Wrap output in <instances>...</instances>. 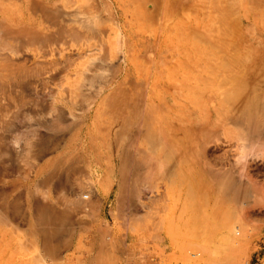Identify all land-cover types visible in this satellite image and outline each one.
Here are the masks:
<instances>
[{
    "label": "rangeland",
    "instance_id": "1",
    "mask_svg": "<svg viewBox=\"0 0 264 264\" xmlns=\"http://www.w3.org/2000/svg\"><path fill=\"white\" fill-rule=\"evenodd\" d=\"M214 1L0 0V264H264V16Z\"/></svg>",
    "mask_w": 264,
    "mask_h": 264
},
{
    "label": "bare ground",
    "instance_id": "2",
    "mask_svg": "<svg viewBox=\"0 0 264 264\" xmlns=\"http://www.w3.org/2000/svg\"><path fill=\"white\" fill-rule=\"evenodd\" d=\"M155 1H156V0H155ZM163 1H164V0H163ZM165 1H167V0H165ZM187 1H189V0H186V2H187ZM191 1H192V0H191ZM207 1H208V0H207ZM211 1H212V0H211ZM213 1H214V0H213ZM216 1H217V0H216ZM224 1H225L224 4H222L223 2L221 3V0H219V3H220V4H219V8H220V5L225 6V4L228 3V2H226V0H224ZM227 1H228V0H227ZM229 1H230V0H229ZM236 1H237V0H236ZM248 1H249V0H247V2H248ZM186 2H185V3H186ZM158 3H159V5H162V4H161L162 2H160V0H158ZM164 3H166V2H164ZM187 3H188V2H187ZM215 3H216V2L214 1L213 4H215ZM251 3H252V5H253L254 12H255V9H258V8H259L260 11L262 10V15L264 16V14H263V13H264V0H254V1L252 0ZM168 4H169V2H167V5H168ZM188 4H189V3H188ZM190 4H191V3H190ZM194 4H195V3H194ZM209 4H210V3H209ZM213 4H212V5H213ZM159 5H158V6H159ZM163 5H164V4H163ZM163 5H162V6H163ZM191 5L193 6V3H192ZM199 5H200V4H199ZM199 5H198V6H199ZM238 5H239V4H238ZM249 5L251 6L250 2H249ZM192 6H191V7H192ZM207 6H208V5H207ZM213 6H214V5H213ZM222 6H221V8H220L221 10H223V9H222V8H223ZM150 7H152L151 4H150ZM169 7H170V6H169ZM195 7H196V6H195ZM214 7H215V6H214ZM217 7H218V6H217ZM239 7H240V5H239ZM159 8H160V6H159ZM167 8H168V7H167ZM188 8H190V7L188 6ZM202 8H203V12H204V10H206V6H205V7H202ZM260 8H261V9H260ZM161 9H162V10H160V13L163 12V8H161ZM169 9H170V8H168V10H169ZM198 9H199V8H197V10H198ZM215 9H216V8H215ZM220 9H218L217 11L215 10V11L218 12V13H221V12L219 11ZM164 10H165V9H164ZM166 10H167V9H166ZM213 10H214V9H213ZM154 11H155V9H154ZM156 11L159 12V9H157V7H156ZM170 11H171V9H170ZM170 11H169V13H170ZM211 11H212V10H211ZM246 11H247V10H246ZM260 11H259V12H260ZM200 12H201V11H200ZM164 13H166V11H165ZM198 13H199V12H198ZM211 13H212V12H211ZM213 13H215V12H213ZM218 13H217V14H218ZM154 14H156V12H155ZM162 15H163V13H162ZM170 15H171V14H170ZM198 15H199V14H198ZM202 15L204 16V15H207V14H206V13H203ZM202 15H201V16H202ZM212 15H213V14H212ZM218 15L221 16V14H218ZM251 15H252V14H249V12H246L245 14H243V17H242V15H241V18H240L241 26H240V28L242 29L243 27H247L248 25L251 24V25L253 26L252 29H253L254 32H252V30H251V32H252L251 34H247V36H244L243 33H242L243 31H241V35H242V37H241V38L239 37V38H240V40H239V45L242 46L241 43L243 44V47H246V46L248 45V48H246V49H248V50H249V48H252V59H257V61H255L254 64H253L254 70L256 71V70H259L261 67L264 66V40H262V38H258V37L264 36V28H262V27L260 26V23H259V21L257 20V19H258L257 16L254 17V16H251ZM257 15H259V13H258ZM260 15H261V13H260ZM203 16H202L201 18H206V16H205V17H203ZM196 17H197V16H195V18H196ZM199 18H200V17H199ZM212 18H213V17H212ZM196 19H197V18H196ZM218 20H219V18H218ZM218 20H217V21H218ZM260 20H261V19H260ZM197 22H199V21H197ZM201 22H202V21H201ZM203 22H204V21H203ZM203 22H202V23H203ZM215 22H216V21H215ZM197 24H198V23H197ZM208 24H209V23H208ZM208 24H207V25H208ZM210 25H211V24H210ZM212 26H213V25H212ZM210 30H211V29H210ZM211 32H212V31H211ZM205 35H206V34H205ZM238 35H239V34H238ZM200 36H201V34H200ZM239 36H240V35H239ZM218 37H219V36H218ZM162 38H163V36H162ZM210 38H211V36L209 37V39H210ZM156 39H157V37H156ZM204 39H207V38H204ZM209 39H207L208 41H207V40H204V41H207L208 43L211 42V44H212V40H211L212 38L210 39L211 41H210ZM142 41H143V40H142ZM204 41H203V43H204ZM214 43H215V42H213V44H214ZM205 44H206V43H205ZM209 44H210V43H209ZM237 44H238V43H237ZM245 45H246V46H245ZM206 46H207V45H206ZM159 47H160V46H159ZM237 50L239 51V49H237ZM237 50H235L234 54L236 53ZM154 51H156V50H154ZM238 51H237V53H236L235 55L238 54ZM208 53H209V52H208ZM207 56H208V55H207ZM237 57H238V56H237ZM206 59H208V58H206ZM247 68H248V67H247ZM250 68H251V67H250ZM245 70H246V69H245ZM251 70H252V68H251ZM251 70L248 69V70H246V71H249V72H250ZM243 73H245V72L243 71ZM154 77H156V76H154ZM240 78H241V77H240ZM121 82H122V80H121ZM250 82H251V81H250ZM122 83H123V82H122ZM241 85H242V84H241ZM244 85L247 86L248 84H244V82H243V85H242V86H244ZM122 86H123V85H122ZM242 86H241V89H242ZM246 86H245V87H246ZM245 87H244V88H245ZM104 88H105V87H104ZM114 88H115V87H114ZM100 89H101V88H100ZM114 90H115V89H114ZM165 90H166V88H165ZM167 91H168V89H167ZM98 92H99V91H98ZM98 92H97V93H98ZM117 92H118V91H117ZM118 93H119V92H118ZM127 93H128V92H127ZM116 94H117V93H116ZM128 94H129V93H128ZM119 95H120V94H119ZM95 96H96V94H95ZM124 96H125V94H124ZM111 97H112V96H111ZM113 97H114V96H113ZM115 97H117V96L115 95ZM115 97H114V98H115ZM119 97H120V96H118V98H119ZM118 98H117V101H118ZM93 99H95V98H93ZM109 99H111V98H109ZM146 99H147V98H146ZM148 99H149V97H148ZM102 100H104V99H102ZM105 100H106V98H105ZM111 100H112V99H111ZM114 100H116V99H113L112 101H114ZM90 101H91V100H90ZM90 101H89V102H90ZM107 101H108V98H107ZM109 101H110V100H109ZM121 101H122V102H120V101H119V102L121 103V106H122V103H123L124 99L121 100ZM89 102H88V104H89ZM91 102H92V101H91ZM91 102H90V103H91ZM126 102H127V101H126ZM146 102H147V100H146ZM112 103L114 104L115 102H112ZM112 103H110V105H111ZM120 103H118V104L120 105ZM91 104H92V103H91ZM91 104H90V105H91ZM102 104H103V103H102ZM108 104H109V102L107 103V105H108ZM113 104H112L111 106H113V108L115 109L116 106H114ZM116 104H117V102L115 103V105H116ZM125 104H126V103H125ZM105 105H106V103H105ZM110 105H108V107H109ZM117 106H118V105H117ZM121 106H120V107H121ZM106 107H107V106H106ZM120 107H119V108H120ZM127 107H128V106H127ZM87 108H90V107L88 106ZM103 108L105 109V107H103ZM121 108H122V107H121ZM110 109H112V107L109 108V109L107 108V111L110 110ZM114 109H113V110H114ZM105 110H106V109H105ZM105 110H103V111H105ZM113 110H112V111H113ZM118 110H119V109H118ZM118 110L115 109L114 111L117 112ZM121 110H122V109H121ZM121 110H120V111H121ZM103 111H102V112H103ZM120 111H119V112H120ZM96 112H97V111H96ZM105 112H106V111H105ZM109 112H111V111H108V114H107V115H109ZM116 112L113 113V116H115L114 114H116ZM122 113H123V112H122ZM111 114H112V113H111ZM123 114H124V113H123ZM103 115H104V112H103ZM116 115H117V114H116ZM119 115H122V114L120 113ZM119 115H118V117H120ZM163 115H164V114H163ZM166 115H168V114H166ZM110 116H111V115H110ZM125 116H130V115H125ZM118 117H116V120H115L116 123H117V121H118V120H117ZM126 118L128 119V117H126ZM151 118H152V116H151ZM165 118H166V117H165ZM104 119H105V118H104ZM111 119H112V117H111ZM118 119H119V118H118ZM121 119H123V118H121ZM124 120H125V118L123 119V121H124ZM123 121H122V122H123ZM105 122H106V121H105ZM127 122H128V121H127ZM144 122H145V121H144ZM150 122H151V121H150ZM167 122H168V121H167ZM116 123H115V124H116ZM123 123H125V122H123ZM152 123H153V122H152ZM110 124H111V123H110ZM148 124H149V123H148ZM150 124H151V123H150ZM168 124H169V122H168ZM117 125H118V124H117ZM119 125H120V124H119ZM120 126H121V125H120ZM122 126H124V125H122ZM125 126H126V125H125ZM105 127H106V126H105ZM105 127H104V128H105ZM108 127H110V125H109ZM111 127H112V126H111ZM114 127H115V126H114ZM114 127H113V128H114ZM117 127H119V126H117ZM117 127H115V128H117ZM150 127H151V126H150ZM119 128H121V127H119ZM80 129H81V128H80ZM98 129H99V128H98ZM122 129H123V128H121L120 130H122ZM167 129H168V128H167ZM113 130H114V129H113ZM120 130L118 129V131H116V133H117V132H120ZM162 130H164V128H163ZM31 131H32V130H31ZM90 131H91V130H90ZM103 131H104V130H103ZM165 131H166V130H165ZM165 131H164V134H165V137H166V133H167V132L165 133ZM32 132H33V131H32ZM88 132H89V130H88ZM99 132H100V129H99ZM112 132H113V131H112ZM122 132H123V130H122ZM86 133H87V132H86ZM104 133H105V132H104ZM162 133H163V131H162ZM32 134H33V133H32ZM101 134H102V136H103V133H101ZM87 135H88V134H87ZM87 135H85V136H87ZM105 135H106V137H107V134H105ZM109 135H110V133L108 134V136H109ZM115 135H116V134L114 133V136H115ZM118 135H119V134H118ZM120 135H121V134H120ZM137 135H138V134H137ZM167 135H168V134H167ZM169 136H170V135H169ZM83 137H84V135H83ZM89 137H90V136H88V138H89ZM117 137H118V136H117ZM142 137H143V136H142ZM144 137H145V136H144ZM86 138H87V137H86ZM92 138H94V137H92ZM92 138H91V139H92ZM110 138H113V137L111 136ZM110 138L108 137V138H106V140H107V139H110ZM115 138H116V137H115ZM169 138H171V137H169ZM169 138H168V139H169ZM82 139H83V138H82ZM101 139H103V138H101ZM101 139H100V140H101ZM131 139H132V138H131ZM135 139H136V138H135ZM165 139H167V137H166ZM86 140H87V139H86ZM112 140H117V139H112ZM145 140H146V138H145ZM92 141H93V140H92ZM103 141H104V140H101V143H102V144H103ZM166 141H167V140H166ZM32 142H33V141H32ZM85 142H86V141H85ZM93 142H94V141H93ZM112 142H113V141H112ZM117 142H118V140H117ZM133 142H135V141L133 140ZM86 143H87V142H86ZM97 143H98V142H97ZM107 143H108V142H107ZM110 143H111V142H110ZM114 143H116V142L114 141ZM170 143H171V142H170ZM108 144H109V143H108ZM134 144H135V143H134ZM141 144H142V141H141ZM172 144H173V143H172ZM30 145H31V144H30ZM94 145H95V144H94ZM114 145H115V144H114ZM135 145H137V143H136ZM138 145H139V143H138ZM138 145H137L136 147H138ZM163 145H165V144H163ZM31 146H32V145H31ZM88 146H89V145H88ZM88 146H87V149L90 148V147L88 148ZM102 146H103V145H102ZM104 146H105V145H104ZM106 146H107V145H106ZM130 146L132 147V145H130ZM139 146H140V145H139ZM82 147H83V146H82ZM112 147H113V146H112ZM164 147L166 148L167 146H164ZM79 148H80V146H79ZM108 148H111V147H108ZM133 148H134V150H135V147H133ZM167 148H169V150H170L171 147H167ZM114 149H115V147H114ZM84 150H85V147H84ZM89 150H91V149H89ZM99 150H100V149H99ZM102 150H103V149H102ZM137 150H138V149H137ZM139 150H140V149H139ZM139 150H138V151H139ZM110 151H111V150H110ZM167 151H168V149H167ZM170 151H172V150H170ZM82 152H83V151H82ZM135 152H136V150H135ZM168 153H169V151H168ZM91 154H92V153H91ZM107 154H108V153H107ZM107 154H106V155H107ZM120 154H121V153H120ZM169 154H171V152H170ZM110 155H111V154H110ZM82 156H84V155L82 154ZM88 156H89V155H88ZM108 156H109V154H108ZM119 156H121V155H119ZM88 159H89V158H88ZM90 159H91V158H90ZM111 159H112V158H111ZM115 159H116V158H115ZM106 160H109V159L107 158ZM117 160H118V159H117ZM118 161H119V160H118ZM118 161H117V162H118ZM86 162H87V161H86ZM108 162H109V161H108ZM98 163H99V162H98ZM106 163H107V162H106ZM113 163H114V161H113ZM87 165H88V164H87ZM115 165H116V164H115ZM119 165H120V163H119ZM120 166H122V165H120ZM120 166H119V167H120ZM92 167H93V166H92ZM57 169H58V167H57ZM92 169H93V168H92ZM49 222H51V221H49ZM49 222L47 221V223H49ZM45 223H46V222H45ZM45 223H44V226H45ZM51 224H52V222H51ZM45 227L48 228V227H49V224H48L47 226H45ZM50 227H52V226H50ZM52 228H53V227H52ZM54 228L56 229L57 227L54 226ZM59 228L61 229V227H59ZM59 228H57V229H59ZM48 229H49V228H48ZM55 229H53V232H54V233H55V231H54ZM64 229H65V228H62V229H61V232H63ZM45 230H47V229H45ZM47 231H48V230H47ZM51 231H52V230H51ZM58 231H59V230H58ZM45 232H46V231H45ZM48 232H49V231H48ZM61 232L59 231L60 234H61ZM168 232H169V234L173 233L170 229H168L167 233H168ZM50 233H51V232H49L48 234H50ZM54 233H53V234H54ZM56 233H57V231H56ZM56 233H55V234H56ZM42 234H43V233H42ZM45 235H46V233H44L43 236L45 237ZM171 235H173V234H171ZM50 236H51V234H50ZM50 236H49V237H50ZM52 236H53V235H52ZM46 237H48V235H47ZM44 239H46V238H44ZM172 239H173V237H172ZM47 240H49V239L43 240L44 243H45V241H47ZM200 242H202L203 245H204V241H203V240H202V241L200 240ZM205 242H206V241H205ZM44 243H43V244H44ZM201 245H202V244H201ZM207 247H208V246H207ZM207 247L205 248V250L208 249ZM211 256H212V253H211ZM109 261H110V260H109ZM227 262H228V260H227ZM227 262L225 261V264H226ZM228 263H229V262H228Z\"/></svg>",
    "mask_w": 264,
    "mask_h": 264
},
{
    "label": "built area",
    "instance_id": "3",
    "mask_svg": "<svg viewBox=\"0 0 264 264\" xmlns=\"http://www.w3.org/2000/svg\"><path fill=\"white\" fill-rule=\"evenodd\" d=\"M85 197H87V195H85Z\"/></svg>",
    "mask_w": 264,
    "mask_h": 264
}]
</instances>
